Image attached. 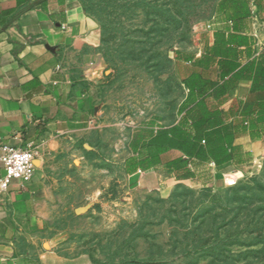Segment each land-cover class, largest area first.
Masks as SVG:
<instances>
[{
	"label": "rangeland",
	"instance_id": "1",
	"mask_svg": "<svg viewBox=\"0 0 264 264\" xmlns=\"http://www.w3.org/2000/svg\"><path fill=\"white\" fill-rule=\"evenodd\" d=\"M98 27L80 68L94 127L56 163L51 222L26 247L37 264H264V144L238 166L201 168L198 183L124 171L135 130L168 125L220 0H82ZM87 69H90L87 71ZM213 163L211 162V165ZM211 168V167H210ZM79 208V209H78ZM78 209V210H77Z\"/></svg>",
	"mask_w": 264,
	"mask_h": 264
},
{
	"label": "crops",
	"instance_id": "2",
	"mask_svg": "<svg viewBox=\"0 0 264 264\" xmlns=\"http://www.w3.org/2000/svg\"><path fill=\"white\" fill-rule=\"evenodd\" d=\"M250 10L238 32L251 39L258 54L264 46V0H250ZM223 26L218 20L207 44L212 43L214 30ZM97 31L95 19L80 0H0V146H31L36 152L31 179L21 183L11 178L7 188L0 190V264H37L26 247L33 243V232L51 222L58 187L55 165L64 155H78L73 148L94 127L96 106L80 68L94 62L91 50ZM245 61L243 55L240 62ZM185 62L191 67L185 77L199 71L216 79V67L203 69ZM250 86L249 78H240L219 99H208V104L222 109L227 122H238L243 119L240 103L252 97ZM234 143L254 156L264 144V134L253 140L244 131ZM178 154V150H169L162 160ZM200 166L220 168L202 162L192 168V177L177 179L174 172L157 164L137 169L128 177L141 184L143 174L153 173V181L160 180L154 168H161L174 182L196 185ZM225 166L237 165L231 162ZM3 174L0 159V177Z\"/></svg>",
	"mask_w": 264,
	"mask_h": 264
},
{
	"label": "trees",
	"instance_id": "3",
	"mask_svg": "<svg viewBox=\"0 0 264 264\" xmlns=\"http://www.w3.org/2000/svg\"><path fill=\"white\" fill-rule=\"evenodd\" d=\"M250 14V0H220L219 21L224 26L214 30L212 43L198 57L174 52L177 59L191 61L194 67H216L217 77L213 80L192 71L183 79L186 95L178 107L179 117L168 125L148 121L135 130L128 144L131 153L123 164L125 173L163 164L177 179H184L192 177V168L202 162L217 167L248 162L250 152L236 145L235 138L244 131L253 140L264 134V46L255 54L251 39L238 32ZM243 55L246 61L241 63ZM240 78L251 80L252 97L239 105L243 119L227 122L225 112L210 106L208 99H219ZM173 149L180 154L163 161L162 155Z\"/></svg>",
	"mask_w": 264,
	"mask_h": 264
},
{
	"label": "built area",
	"instance_id": "4",
	"mask_svg": "<svg viewBox=\"0 0 264 264\" xmlns=\"http://www.w3.org/2000/svg\"><path fill=\"white\" fill-rule=\"evenodd\" d=\"M94 123L93 120H91ZM0 159L3 164L4 174L0 177V190H5L11 178L25 183L34 174L35 150L31 146L19 147L1 144Z\"/></svg>",
	"mask_w": 264,
	"mask_h": 264
},
{
	"label": "water",
	"instance_id": "5",
	"mask_svg": "<svg viewBox=\"0 0 264 264\" xmlns=\"http://www.w3.org/2000/svg\"><path fill=\"white\" fill-rule=\"evenodd\" d=\"M78 209H79V208H78ZM78 209H77V210H78Z\"/></svg>",
	"mask_w": 264,
	"mask_h": 264
}]
</instances>
